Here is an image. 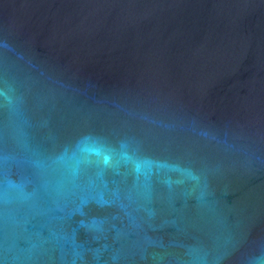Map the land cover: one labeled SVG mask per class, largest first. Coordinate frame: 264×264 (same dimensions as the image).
Instances as JSON below:
<instances>
[{
  "label": "water",
  "instance_id": "95a60500",
  "mask_svg": "<svg viewBox=\"0 0 264 264\" xmlns=\"http://www.w3.org/2000/svg\"><path fill=\"white\" fill-rule=\"evenodd\" d=\"M0 264H264V0H0Z\"/></svg>",
  "mask_w": 264,
  "mask_h": 264
}]
</instances>
